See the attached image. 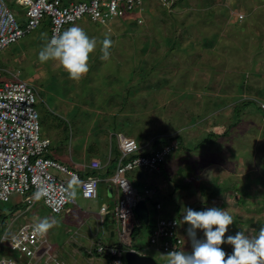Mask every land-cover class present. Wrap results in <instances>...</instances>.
Instances as JSON below:
<instances>
[{
    "label": "rangeland",
    "instance_id": "374dc122",
    "mask_svg": "<svg viewBox=\"0 0 264 264\" xmlns=\"http://www.w3.org/2000/svg\"><path fill=\"white\" fill-rule=\"evenodd\" d=\"M9 1L15 5V0ZM71 1L64 0L65 4ZM179 1L144 0L141 13L137 11L106 25L87 18L65 25L63 30L78 25L97 40V47L90 54L89 72L79 81L69 79L58 63L39 61V52L49 40L48 26L42 25L0 54V82L19 78L34 86L38 94L36 109L40 114L41 133L52 139V152L59 154L58 160L70 168L86 162L93 154L98 158L99 153L101 160L107 158L106 153L118 140L111 136L114 132L140 140L146 151L154 150L155 134L168 132L179 134L183 140L172 141L176 149L167 158V167H161L158 174L177 177L179 167L190 164L193 155L202 157V153L206 158L205 150L211 145L206 143L209 132L205 118L217 114L214 119L223 123L222 114L226 113L227 125L225 129L220 128L219 133L229 134V138L222 137L219 145L232 148L225 153L223 149L221 154L215 152L213 157L222 160L228 155L234 160L242 156L244 161L253 160L256 167L246 172L244 178L214 182L211 189L202 186V190L212 192L220 185L238 189V193L228 198V205L219 206L222 202L210 205L209 201L204 205L219 206L232 215L233 224L225 239L239 231L254 236L264 226V110L261 108L264 103V0ZM174 2L178 4L172 6ZM14 8L24 22L25 9L17 5ZM135 14H140L142 22ZM106 37L112 41L111 55L103 60L101 48ZM204 79L211 81L201 82ZM217 81L219 85L214 84ZM193 89L194 93L201 92L199 102H194L197 96L190 93ZM187 110L195 112L193 118L197 123L194 126L189 125ZM206 114L208 116L204 117ZM184 147L189 150L200 147L202 151L188 154ZM191 167L186 169L183 175L186 181H182L181 186L179 181H174L178 191H192L197 186L196 177L190 175ZM244 169L242 165L238 173L245 172ZM52 171L62 179H70ZM135 182L137 189L145 190L144 180ZM70 187L76 192L77 204L66 206L60 214L51 213L42 200L28 207L19 194L1 203L0 211L8 214L9 209L10 214L11 207L19 208L10 233L24 223L35 224L44 217L54 218L57 224L46 234L51 258L65 264H99L98 260L87 257L86 251L92 253L99 242L118 241L117 236L110 237L104 232L101 222V205L111 201L103 190L105 184L99 186L98 198L94 200L84 199L76 184L71 183ZM156 202L161 203L162 209L156 210ZM147 204L150 222L136 229L135 241L133 237L131 244L159 264H167L161 255L166 253L151 245L149 237L156 217L172 216L170 210L174 203L157 192ZM197 205L196 202L193 209L202 211L203 205ZM2 216L0 220L5 217ZM12 218L6 215L5 222L12 223ZM197 239H204L202 231ZM45 252L41 248L33 259L11 250L10 241L5 240L0 246V259L10 258L19 264H55ZM93 255L97 258L94 252ZM101 263L107 261L101 260Z\"/></svg>",
    "mask_w": 264,
    "mask_h": 264
},
{
    "label": "built area",
    "instance_id": "2783aa9c",
    "mask_svg": "<svg viewBox=\"0 0 264 264\" xmlns=\"http://www.w3.org/2000/svg\"><path fill=\"white\" fill-rule=\"evenodd\" d=\"M16 5L25 9L24 22L9 0H0V54L42 25L48 26L50 39L54 33L62 32L65 25L85 18L106 25L117 18H128L129 14L144 10V0H75L68 4L64 0H15ZM139 21L142 22L141 19ZM37 98L36 89L26 80L16 78L0 82V204L9 202L14 194H19L23 197V203L33 207L38 201L31 197L42 188L44 193L40 200L51 213L60 214L66 206L77 204L76 196H67V191L73 190L71 183L79 187L84 199L94 200L98 198L103 179L94 173L83 177L79 168H70L53 155L52 139L41 133ZM118 146L121 154L112 175L106 180L116 186L121 195L111 209L107 206L100 209L102 216L113 215L117 223L118 243L110 245L99 242L95 248L96 254L107 258L109 264H124L123 254L135 251L131 244L132 235L135 228L142 225L136 218L135 208L141 200L153 199L157 193L155 188H146L141 194L133 186L129 174L138 169H160L176 149L174 143H169L151 153H141L145 147L124 134L118 135ZM111 161L110 151L104 163L95 159L80 166L96 173L109 168ZM52 169L70 179H62ZM160 209L162 205L158 202L156 210ZM13 222L7 223L1 243L9 240L11 250L36 258V254L47 244L46 235L34 233V224L30 222L10 233ZM180 227L181 223L176 217L157 216L149 243L166 254L173 250L183 251L184 238ZM224 251L232 253L230 249ZM49 252L47 250L46 255ZM47 257L55 264H65L57 258ZM4 261V258L0 259V264H4Z\"/></svg>",
    "mask_w": 264,
    "mask_h": 264
},
{
    "label": "clouds",
    "instance_id": "9594fccd",
    "mask_svg": "<svg viewBox=\"0 0 264 264\" xmlns=\"http://www.w3.org/2000/svg\"><path fill=\"white\" fill-rule=\"evenodd\" d=\"M140 18L141 16L138 19ZM96 47L95 38H90L82 27L72 25L60 33H54L41 48L38 59L42 63H58L69 79L79 81L89 72L90 54ZM111 47L112 41L106 37L102 41L101 59H109ZM43 193L44 189H38L31 199L39 201ZM67 196L75 198L76 192L67 191ZM182 221L189 226L187 236L191 240L192 250L190 253L173 250L161 254L166 258L167 264H264V226L254 236L239 231L225 239L229 226L233 224V217L226 209L217 207L202 211L184 208ZM56 224L54 218L44 217L33 225V231L38 235H46ZM198 230L203 232L204 239H197ZM225 243L232 246L231 254L223 250L222 245ZM4 264L15 262L6 258Z\"/></svg>",
    "mask_w": 264,
    "mask_h": 264
},
{
    "label": "crops",
    "instance_id": "0c3cea01",
    "mask_svg": "<svg viewBox=\"0 0 264 264\" xmlns=\"http://www.w3.org/2000/svg\"><path fill=\"white\" fill-rule=\"evenodd\" d=\"M72 1H75V0H72ZM179 2L180 1L178 0V3ZM187 5L190 6L191 4L189 2H187ZM135 15H137V14H135ZM220 79H222V78H220ZM220 79H215V80H220ZM206 81L207 82L211 81V79H204L201 82H206ZM214 84H218L219 85L220 83H219V81H217ZM194 91H195L194 89L190 91V93L192 95L197 96L195 98L194 102H199L200 98H201V95H200L201 92L194 93ZM187 113H188V116H190V120H191V121H189V125H193L194 126L197 123V122L194 121L195 118H193V117L196 116L194 114L195 112L193 110H190V111L187 110ZM191 113H192V116H191ZM207 116H208V114L204 115V117H207ZM214 117H218V115L214 114V116H210V117H208L209 119L205 118V120H204V122L206 123L205 125H207V123H208V128L207 127L206 128L208 129V132H209L208 138H207L208 140H207L206 143L208 145H211V147L209 149L206 148V150H205V152H206L205 153V157L206 158H203L204 155L201 153L202 149L200 147H199V149H196L194 147L192 150H189L187 147H184L188 154L189 153H195V154L201 153L202 157H200L198 155H196L194 157V155H193V157H191V159L189 161V162H191L190 164L187 163L186 166L182 167V169L180 168L181 166L179 165L180 167L177 170V174H178L177 177H173L172 178L171 175H170V177L169 176L167 177V176L159 175L160 172H161V170H160L161 168L158 169V170H155V171L154 170H149V169H138V170H141V171L135 170V171H133V172H131L129 174V176L131 178L130 180H131L132 183H134L135 181L144 180L145 183H146L144 185L145 189L146 188H156V189H158V192H160V194H163V195H165L166 197H168V198H170L172 200V202L174 203L173 204L174 208L172 210H170L171 215H172L171 217H177L176 216L177 215V211H180L184 215V208H192L193 209L194 208L193 206L196 205V202L198 204L197 205L198 207H201L203 205V207H201L202 210H206L208 208V207H205L206 205H204L208 201H209L210 205H216L217 202H222V203H219V206H221V204L222 205L223 204L224 205H228L229 204L228 198H231V196L229 194H231L232 192H233V194H235V192L238 193V189L230 190V188H221V185H220V187L218 186L217 189L215 190L216 192H212V191L209 190V189H211L209 187H213L214 186V182L220 183V182H223V181H226V180H231L232 178H237V177L244 178L245 175H246V172L252 171L256 167V164L254 163L253 160L249 159V160H246V161H249V162H246V161H244L242 159V156H240V158L237 157L234 160L230 159V157L228 155L226 156L225 154H224L225 155V157H224L225 159H222V160H217L216 156L213 157L215 152H219L218 154H221L220 151H222L223 149H226L223 152V153H225V151H227L230 147L232 148V146L226 147L225 145H222V144H221V146L219 145V142L222 139V137L229 138V137H227V136H229V134L225 135L224 133L223 134L219 133L220 132L219 131L220 128L225 129V127H226L225 125H227V123H226L227 114L226 113L222 114V117L224 118L223 123L221 122L222 120L219 121L218 119H214ZM218 125H220V126H218ZM221 125H223V127ZM176 130H180V129H176ZM173 132H175V131H173ZM165 134H167L168 136L170 135L171 137L179 136L178 140H182L183 139L182 136L180 137V135L179 134L176 135V133H168L167 132ZM151 140H152V138H151ZM116 146L119 148L118 140H117ZM142 146H145V145H142ZM233 150H234V148H233ZM110 151H111L112 157L114 158V155H113V152H112L111 149H110ZM144 151H146V150H144ZM106 154L109 155L108 152ZM53 155L56 156L57 158L61 157L57 153H54ZM95 155L96 154H93V156H90L91 158H89L86 162H81V163H76V164L74 163L75 167H73V168L80 167L81 169L79 168V170L83 174V177L87 176L88 174H93L94 173V174H97L100 178L103 179L102 183H101V184H105V188L103 190H105L106 197L109 200H111V201L108 204H102L101 207L102 206H107L109 209H111L115 205V203L117 202V200L119 199L121 194H120V192H119V190L117 189L116 186H112L106 180L112 175L111 172L109 173V168L102 169V170L98 171L97 173H95L93 171H90L89 169H85L84 167L80 166V165H83V164H89L92 160H95V159H97L99 161H102L104 163L106 161V159H107L105 157V158H103L104 160H101L99 158L100 157L99 153H98V156H99L98 158H96ZM171 160H172V158H171ZM166 162L164 163V165H162L163 168L166 166L165 165ZM242 165L246 168V169H244L245 172L242 171V173H238V171L241 170ZM190 166L193 167V168L191 167L192 168L191 169L192 173H190V175H193V176L196 177L197 186H194V188H193L194 190H192L193 192L192 191H183V192L177 191L176 192L175 191L176 185H175L174 181H180V180L186 181L185 180L186 178L183 175L185 174V172H187L186 169H188ZM113 167H112V169H114ZM167 169L169 170V168H167ZM222 174H223V176H222ZM137 177H139L140 179L136 180ZM244 182L245 181H243L242 183H244ZM188 185H189V182H187V186ZM205 185H207V187L209 189L202 190L201 189V188H203L202 186L205 187ZM168 186H170V187L168 188ZM136 189H137V187H136ZM218 189H219V191H218ZM244 189H245V187H243L242 190H244ZM137 191L142 192V190H139V189H137ZM202 192H203L204 196L202 195ZM191 193H194V194L191 195ZM236 201L238 203V201H239L238 197H237ZM210 205H209V208H210ZM147 206H148V204H147ZM7 211H8V216H9L10 215L9 214V209ZM2 212H5V211H2ZM11 216H13V215L11 214ZM101 218L103 219V220L101 219V222H102V225L104 226V230H105L104 232L109 233L110 237H115L116 234H117V230L118 229H117V223H116L113 215L111 213H109V214H105L103 217L101 216ZM15 219H16V217L13 216L12 220L15 221ZM149 222H150V218H149ZM8 223H10V221ZM108 223H109V227L107 228V224ZM188 227L189 226L187 224H184V223L181 222L180 232H181V234H182V236L184 238V247H183V249H184V252H186V253H190L191 250H192L191 249V240L189 238H187V235H186V229H188ZM17 229H19V227ZM10 231H11V229H10ZM200 233H201V231L198 230L197 231V236L200 235ZM117 243L118 242H115V241L111 240L109 244L113 245V244H117ZM0 246H2V243L0 244ZM222 246H226V248H224L223 250L230 249V248H228L229 245H226V243L223 244ZM132 247L135 249L134 246H132ZM43 248L45 249V251H47V250H48V252L50 251L51 247L48 244V240H47V244H45V246L42 247V249ZM231 250H233V249L231 248ZM135 251H136V249H135ZM86 252L92 255V256H90V255L86 254L87 257H89L91 260H98L99 264H102L101 260H103V261L106 260L107 261L106 264H109V260H107V258H105V257L103 258V257L98 256L96 254L95 249L92 250V253L88 252V251H86ZM93 252H95L97 258H95V255H93ZM138 252L140 254H142V255L149 256L148 254H145L144 252H140V251H138ZM49 253L47 254V256L48 255L50 256ZM59 260H62V259H59ZM91 263L95 264L94 262H91ZM44 264H46V263H44Z\"/></svg>",
    "mask_w": 264,
    "mask_h": 264
},
{
    "label": "trees",
    "instance_id": "16d2710c",
    "mask_svg": "<svg viewBox=\"0 0 264 264\" xmlns=\"http://www.w3.org/2000/svg\"><path fill=\"white\" fill-rule=\"evenodd\" d=\"M176 1V0H175ZM176 4L177 3H173L172 4V6L174 5V6H176ZM11 6H15V5H11ZM139 15H136V19H137V17H138ZM209 43H210V41H209ZM173 46V45H172ZM175 46V45H174ZM170 48H172V47H170ZM4 74H6L7 75V72H4ZM247 74H245V76H246ZM248 76V75H247ZM8 77H10L9 75H7V78ZM263 104L264 103H262L261 104V108L264 110V107H263ZM118 134L119 133H117V132H114L111 136H114L116 139H118ZM166 137H168L167 139H166ZM179 136H177V137H171V136H168V135H163L162 133H157V134H155L154 135V137H153V141H154V150H156V149H158V148H162V147H164L165 145H167V144H169V143H173L172 141L173 140H178L179 138H178ZM183 140V139H182ZM181 140V141H182ZM140 145H142V142L140 141V140H138L137 141ZM143 147H145V146H143ZM112 150V152H113V155H114V158L112 157V161H111V163H110V167H109V173L111 172V174L113 173V169H112V167L114 166H116V164H117V161H118V158H119V156H120V151H119V148L115 145L114 146V148H112L111 149ZM145 149L143 148L140 152L141 153H145V154H147V153H151L152 152V150H148V151H144ZM113 167V168H114ZM162 167V166H161ZM160 167V168H161ZM155 171V170H154ZM97 173V172H96ZM82 176H83V174H82ZM180 182V186L182 185V180H180L179 181ZM133 184V186L135 187L136 186V182H134V183H132ZM175 185H176V183H175ZM136 188V187H135ZM156 189V188H155ZM157 190V192H158V189H156ZM179 189L177 188V186H176V188H175V191L177 192ZM218 191H219V189H218ZM143 192L144 191H142V192H140V193H142L143 194ZM229 194V193H228ZM233 194V192L231 193V194H229L230 196ZM148 200H153V199H151V198H146V204H147V202H148ZM158 202H156L155 203V208H156V204H157ZM238 203H240V202H238ZM17 210H19V208H18V206H13V207H11V209H10V215L12 214L13 216H14V214L17 212ZM5 211V210H4ZM0 215H5V217H6V215H8V214H5V212H2V211H0ZM2 216V217H3ZM177 217V219L179 220V222L181 223H183V221H182V216H183V214L180 212V211H177V215H176ZM5 217L4 218H1V220H0V227H1V230H0V236L2 237L3 236V234L5 233V231H6V228H7V222H5L6 220H5ZM136 218L138 219V220H140L141 221V223L142 224H144V221H142V219L140 218V217H138L137 215H136ZM138 227H141V226H137L136 228H135V230H134V232H133V235H132V239H133V237H134V241H135V232H136V229L138 228ZM181 228V227H180ZM1 239V238H0ZM133 241V242H134ZM132 246H134V245H132ZM183 251H184V249H183ZM95 253V252H94ZM128 253H129V251L128 252H126V253H124L123 254V256H122V259H123V262H124V264H127V262H128ZM87 255H88V253H86ZM99 256V255H98ZM101 257V256H100Z\"/></svg>",
    "mask_w": 264,
    "mask_h": 264
},
{
    "label": "water",
    "instance_id": "95a60500",
    "mask_svg": "<svg viewBox=\"0 0 264 264\" xmlns=\"http://www.w3.org/2000/svg\"><path fill=\"white\" fill-rule=\"evenodd\" d=\"M135 213L144 221L145 224L149 223L150 212L144 200H141L137 204ZM127 259V264H159L154 258L147 255H142L137 251H129Z\"/></svg>",
    "mask_w": 264,
    "mask_h": 264
},
{
    "label": "bare ground",
    "instance_id": "6f19581e",
    "mask_svg": "<svg viewBox=\"0 0 264 264\" xmlns=\"http://www.w3.org/2000/svg\"><path fill=\"white\" fill-rule=\"evenodd\" d=\"M191 156V155H190Z\"/></svg>",
    "mask_w": 264,
    "mask_h": 264
}]
</instances>
